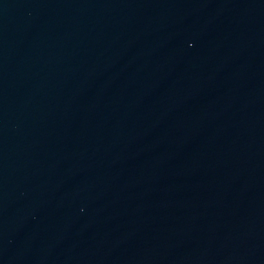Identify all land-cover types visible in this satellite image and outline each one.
I'll return each instance as SVG.
<instances>
[{
	"label": "water",
	"instance_id": "obj_1",
	"mask_svg": "<svg viewBox=\"0 0 264 264\" xmlns=\"http://www.w3.org/2000/svg\"><path fill=\"white\" fill-rule=\"evenodd\" d=\"M0 264H264V0H0Z\"/></svg>",
	"mask_w": 264,
	"mask_h": 264
}]
</instances>
